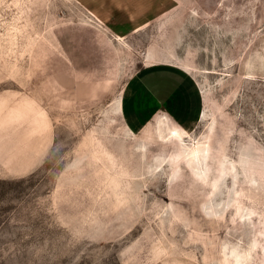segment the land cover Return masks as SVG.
<instances>
[{
	"label": "rangeland",
	"instance_id": "1",
	"mask_svg": "<svg viewBox=\"0 0 264 264\" xmlns=\"http://www.w3.org/2000/svg\"><path fill=\"white\" fill-rule=\"evenodd\" d=\"M0 264H264V0H0Z\"/></svg>",
	"mask_w": 264,
	"mask_h": 264
},
{
	"label": "trees",
	"instance_id": "2",
	"mask_svg": "<svg viewBox=\"0 0 264 264\" xmlns=\"http://www.w3.org/2000/svg\"><path fill=\"white\" fill-rule=\"evenodd\" d=\"M149 69L156 70L151 73L152 84L159 86L163 92L167 91L163 93L161 97L159 96V99H163L162 102L166 110L182 126L187 128V123L190 121L189 119H191V117H189L190 110L196 102L199 103L198 97H195V89L192 80L185 72L174 66L155 65L151 66ZM182 80H185L183 85L181 82ZM169 100H172V106L170 105ZM197 113L198 112H196V114Z\"/></svg>",
	"mask_w": 264,
	"mask_h": 264
},
{
	"label": "crops",
	"instance_id": "3",
	"mask_svg": "<svg viewBox=\"0 0 264 264\" xmlns=\"http://www.w3.org/2000/svg\"><path fill=\"white\" fill-rule=\"evenodd\" d=\"M64 53L66 55L65 51ZM150 67L140 68L132 77L131 82L127 87V93L125 95L124 106L123 109H121V114H123V112L125 113L126 117H128L129 119L128 121L131 123L130 124L131 127L133 128H137L142 123L143 126L147 121H149L153 117V115L158 110L164 109L165 111H167L165 106L163 105L162 102L163 99H159V96L161 97L162 94L167 91L163 92L159 88V86H155L154 84H152L151 73H153L156 70L149 69ZM188 76L190 77V75ZM181 82L183 85L185 80H182ZM171 101L169 100V103L172 106ZM195 105L197 107L198 102H196ZM199 113L200 110L198 112V117H199ZM130 116L133 118V120L131 119ZM148 117L150 118L148 119Z\"/></svg>",
	"mask_w": 264,
	"mask_h": 264
}]
</instances>
